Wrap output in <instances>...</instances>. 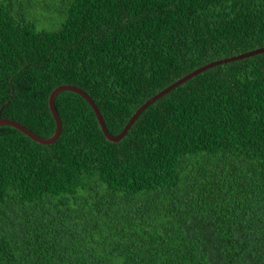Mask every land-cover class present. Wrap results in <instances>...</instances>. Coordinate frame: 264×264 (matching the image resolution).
<instances>
[{
    "label": "trees",
    "instance_id": "16d2710c",
    "mask_svg": "<svg viewBox=\"0 0 264 264\" xmlns=\"http://www.w3.org/2000/svg\"><path fill=\"white\" fill-rule=\"evenodd\" d=\"M263 48L264 0H0V119L50 138L74 85L118 136ZM87 101L53 145L0 126V264H264V52L119 143Z\"/></svg>",
    "mask_w": 264,
    "mask_h": 264
},
{
    "label": "water",
    "instance_id": "95a60500",
    "mask_svg": "<svg viewBox=\"0 0 264 264\" xmlns=\"http://www.w3.org/2000/svg\"><path fill=\"white\" fill-rule=\"evenodd\" d=\"M264 52V48L263 49H259V50H254L248 53H245L243 55H240L239 57L236 58H232V59H227V60H222L219 62H215V63H211L205 67H201L196 69L193 73L189 74L188 76L184 77L183 79L177 81L176 83H174L173 85L167 87L166 89H164L163 91L159 92L156 96H154L152 99H150L146 104L142 105L137 111L136 113L133 115V117L130 119L129 123L126 125L124 131L119 134L118 136H112L106 127V124L104 122L103 116L99 110V108L97 107L94 99L83 89H81L80 87L77 86H70V85H66V86H61L59 87L51 96V99H49V107L50 110L52 112V115L56 121V132L54 133V135L50 138H42L38 135H36L35 133L31 132L30 130H28L27 128H25L24 126H22L19 123H16L14 121L11 120H7V119H0V126H10V127H14V129L19 130L20 132H22L23 134L27 135L30 139H32L33 141H35L36 143L42 144V145H53L55 144L61 137L62 133H63V126H62V121L59 117V114L57 113L56 110V106H55V99L58 97L59 94H61L62 92H74L77 93L81 96H83L86 100H88L87 102H89V104L91 105V107L93 108L94 112L96 113L97 119L102 127V130L107 138L108 141L113 142V143H119L121 141H123L129 131L131 130V128L133 127V125L137 122L138 118L152 105L156 104L159 100H161L162 98H164L165 96H167L168 94H170L175 88L183 85L184 83H186L188 80H190L191 78L196 77L199 74H203L206 71L214 68L217 65H222V64H227L233 61H238V60H242L248 57H252L254 55H258L260 53Z\"/></svg>",
    "mask_w": 264,
    "mask_h": 264
},
{
    "label": "clouds",
    "instance_id": "9594fccd",
    "mask_svg": "<svg viewBox=\"0 0 264 264\" xmlns=\"http://www.w3.org/2000/svg\"><path fill=\"white\" fill-rule=\"evenodd\" d=\"M64 2H66L67 4H69V5H72V6H77V5H80V4H83V3H85L87 0H63ZM240 55H243V54H240ZM240 55H238V56H234V57H230V58H226V59H223V60H227V59H232V58H236V57H239ZM243 60V59H242ZM220 61H222V60H220ZM238 61H241V60H238ZM215 62H219V61H215ZM215 62H212V63H215ZM233 62H237V61H233ZM230 63H232V62H230ZM230 63H227V64H230ZM202 67V66H201ZM201 67H199V68H201ZM203 67H205V66H203ZM202 67V68H203ZM64 86H66V85H64ZM70 86H74V85H70ZM61 87V86H60ZM82 89V88H81ZM54 93V92H53ZM52 93V94H53ZM74 93V92H73ZM77 94V93H76ZM79 95V94H78ZM52 96V95H51ZM59 96V95H58ZM81 96V95H80ZM83 97V96H82ZM92 97V96H91ZM58 98V97H57ZM56 98V99H57ZM50 99H51V97H50ZM56 99H55V101H56ZM149 101V100H148ZM147 101V102H148ZM160 101V100H159ZM146 102V103H147ZM49 103V102H48ZM145 103V104H146ZM56 106V105H55ZM91 106V105H90ZM50 108V107H49ZM93 109V108H92ZM57 110V109H56ZM94 111V110H93ZM96 114V113H95ZM97 117V116H96ZM22 133V132H21ZM23 134V133H22ZM25 135V134H24ZM37 135V134H36ZM25 136H27V135H25ZM39 136V135H38ZM41 137V136H40ZM43 138V137H42ZM35 142V141H34ZM39 144V143H38Z\"/></svg>",
    "mask_w": 264,
    "mask_h": 264
},
{
    "label": "rangeland",
    "instance_id": "374dc122",
    "mask_svg": "<svg viewBox=\"0 0 264 264\" xmlns=\"http://www.w3.org/2000/svg\"><path fill=\"white\" fill-rule=\"evenodd\" d=\"M44 22H47L46 24H48V23H50L51 22V16L50 15H45V17L44 18H42V24H44ZM46 24H45V27H46ZM62 26H63V24H62ZM95 101V100H94ZM96 102V101H95ZM98 107V106H97ZM99 108V107H98ZM136 113V112H135ZM133 117V116H132ZM131 117V118H132ZM140 118V117H139ZM138 118V119H139Z\"/></svg>",
    "mask_w": 264,
    "mask_h": 264
}]
</instances>
